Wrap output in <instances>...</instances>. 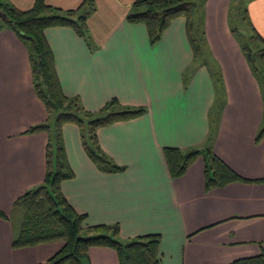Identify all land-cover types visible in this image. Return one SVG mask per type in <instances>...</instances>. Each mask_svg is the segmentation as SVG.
I'll list each match as a JSON object with an SVG mask.
<instances>
[{"label":"crops","instance_id":"crops-1","mask_svg":"<svg viewBox=\"0 0 264 264\" xmlns=\"http://www.w3.org/2000/svg\"><path fill=\"white\" fill-rule=\"evenodd\" d=\"M5 1L20 9L35 2ZM134 1L96 0L88 20L90 44L70 27L45 30L67 96L80 97L91 111L113 98L125 106L147 108L142 116L98 129L101 147L125 166L122 172L101 171L86 154L79 127L63 126L75 173L62 183L63 193L78 212L87 214V223H119L123 240L161 234L160 264H230L264 252V181L260 180L264 137L256 141L264 125V98L242 41L232 31L231 0L207 1L208 59L198 62L185 17L176 18L161 40L151 45L146 25L126 19ZM82 2L47 0L64 9ZM248 14L264 38V0H253ZM217 70L224 91L213 150L248 180L206 190L203 156L183 176L173 178L163 148H202L207 143L219 95L213 75ZM47 118L34 89L29 48L13 29L4 27L0 30V208L7 214L19 196L45 180L48 134L27 130ZM14 228L12 218L0 217V264H43L63 245L56 241L15 248ZM89 256L91 264H120L111 247H91Z\"/></svg>","mask_w":264,"mask_h":264},{"label":"trees","instance_id":"trees-1","mask_svg":"<svg viewBox=\"0 0 264 264\" xmlns=\"http://www.w3.org/2000/svg\"><path fill=\"white\" fill-rule=\"evenodd\" d=\"M238 4L229 9L232 31L241 39L242 50L258 79L264 98V38L254 26L245 10L243 15L246 33H242L231 15H239ZM96 10V0H83L76 8L64 9L35 0L29 9H20L5 0H0V30L10 27L27 44L33 71V85L38 98L44 103L48 118L31 126L27 132H46V176L44 182L19 196L11 214L0 208V217L13 219L15 235L13 247H28L56 241L62 247L43 264H91L89 250L94 246L111 247L117 251L120 264H160L161 234L149 233L123 240L119 223L89 224L87 214L78 212L62 191V183L75 177L68 160L63 126L68 123L79 127L83 148L91 161L103 172L117 173L125 166L117 164L101 147L98 129L118 121L144 115L147 108L125 106L117 98L109 100L100 110L85 108L80 97L67 96L62 88L55 67L53 51L45 36L50 27H70L90 44L89 17ZM187 19V34L193 50L194 61L207 60L205 17L191 0H135L127 14L129 23H143L147 27L151 45L161 40L165 31L178 17ZM217 67V66H216ZM219 69V68H216ZM189 71V70H188ZM187 71V72H188ZM216 77L219 95L212 108L211 132L202 148L181 149L167 146L163 153L169 173L173 178L183 176L189 166L199 157H204L206 190L225 186L236 181L248 180L233 169L213 150L216 134V117L220 113L224 82L220 70ZM221 93V95H220ZM224 97V96H223ZM264 137V125L256 141ZM264 181V178L260 179ZM20 213V221L17 215ZM230 264H264V252L234 260Z\"/></svg>","mask_w":264,"mask_h":264},{"label":"rangeland","instance_id":"rangeland-1","mask_svg":"<svg viewBox=\"0 0 264 264\" xmlns=\"http://www.w3.org/2000/svg\"><path fill=\"white\" fill-rule=\"evenodd\" d=\"M192 2H194L197 6V10H199L202 14V17H206V4L208 0H191ZM253 0H231V5L230 7L233 10V7L235 6V4H238L240 6L239 8V15L235 16L234 13L231 15V20L232 23H234V25L241 30L242 33H246V23H244L243 20V15L245 13V10H248V5H250V3ZM18 221H20V213H18L17 215Z\"/></svg>","mask_w":264,"mask_h":264},{"label":"water","instance_id":"water-1","mask_svg":"<svg viewBox=\"0 0 264 264\" xmlns=\"http://www.w3.org/2000/svg\"><path fill=\"white\" fill-rule=\"evenodd\" d=\"M0 17H2V18H6V14L5 13H3V12H0Z\"/></svg>","mask_w":264,"mask_h":264}]
</instances>
